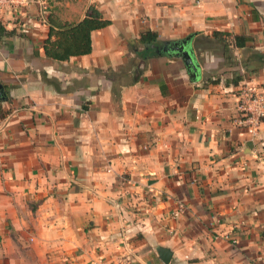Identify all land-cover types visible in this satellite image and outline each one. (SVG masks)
I'll list each match as a JSON object with an SVG mask.
<instances>
[{"label":"crops","instance_id":"0c3cea01","mask_svg":"<svg viewBox=\"0 0 264 264\" xmlns=\"http://www.w3.org/2000/svg\"><path fill=\"white\" fill-rule=\"evenodd\" d=\"M28 1L0 12V264H264V120L254 143L232 124L238 85L264 91V0H44L108 20L64 60ZM188 35L194 70L160 49Z\"/></svg>","mask_w":264,"mask_h":264},{"label":"trees","instance_id":"16d2710c","mask_svg":"<svg viewBox=\"0 0 264 264\" xmlns=\"http://www.w3.org/2000/svg\"><path fill=\"white\" fill-rule=\"evenodd\" d=\"M46 22H48V34L44 40L43 50L46 56L55 60H64L69 55L83 54L89 51V32L93 29L101 28L108 23V20L103 19L100 13L93 7H90L85 16L82 17L77 23L53 25L48 21V15H46ZM11 31L4 29V26L0 22V35L10 34ZM214 36H221L220 32H213ZM225 36H228L226 34ZM246 36L232 35L229 40L225 38L220 40V47L223 53L227 52L228 45L232 47H243L245 44ZM161 42L157 39L156 34L150 30L141 32L138 38L132 43V48L135 50V56L140 59H144L153 54H159L155 52V47L159 46ZM257 55H260L257 53ZM139 66V65H138ZM142 72L141 67H135L131 75L127 76L123 72L119 75L124 77L123 84H131L135 82ZM113 73V72H111ZM111 77V74H107ZM240 79L238 75L235 77V82Z\"/></svg>","mask_w":264,"mask_h":264},{"label":"built area","instance_id":"2783aa9c","mask_svg":"<svg viewBox=\"0 0 264 264\" xmlns=\"http://www.w3.org/2000/svg\"><path fill=\"white\" fill-rule=\"evenodd\" d=\"M39 6L40 19L45 18L47 10L44 0H35ZM28 0H0V12H13L20 14L27 7ZM236 114L232 118V124L243 129L247 140L256 141L260 123L264 120V91L255 83L242 81L235 93ZM258 161H264V151L256 153ZM226 238V235H223ZM234 242V240H232ZM101 264V262H98Z\"/></svg>","mask_w":264,"mask_h":264},{"label":"water","instance_id":"95a60500","mask_svg":"<svg viewBox=\"0 0 264 264\" xmlns=\"http://www.w3.org/2000/svg\"><path fill=\"white\" fill-rule=\"evenodd\" d=\"M190 37L191 35H188L183 40L173 43V45L169 43H163L162 46H160V49L166 52H170L169 54H172L175 57H179L184 62V64L189 65V67L194 70L195 66L192 63V59L190 57L191 51L190 48L186 46V43H188ZM156 251L160 261L163 264H167L170 258V250L166 247H157Z\"/></svg>","mask_w":264,"mask_h":264}]
</instances>
